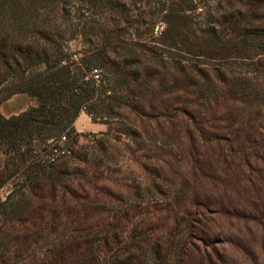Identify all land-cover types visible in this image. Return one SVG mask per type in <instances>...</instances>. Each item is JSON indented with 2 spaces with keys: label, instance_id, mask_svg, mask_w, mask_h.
<instances>
[{
  "label": "trees",
  "instance_id": "16d2710c",
  "mask_svg": "<svg viewBox=\"0 0 264 264\" xmlns=\"http://www.w3.org/2000/svg\"><path fill=\"white\" fill-rule=\"evenodd\" d=\"M57 1L0 0V107L18 95L33 102L17 115L6 117L0 112L4 157L0 191L22 174V186L29 193L14 189L0 198V264H234V254L245 257L248 264H264V145L253 140L264 127L256 128L264 120L255 106L261 95L236 84L233 76H216L226 87L224 96L215 95L216 88L206 76V87L186 80L196 89L194 117L199 114V118L194 123L199 143L215 146L218 154L215 160L208 154L195 157L192 173L180 184L174 200L134 206L117 197L111 210L85 204L84 185L75 183L66 164L41 165L32 160L35 142L66 135L76 145L83 134L75 123L84 107L95 123L113 118L115 109L127 102L120 94L131 91L138 81L132 62L112 61L105 50L84 63L89 71L106 69L113 91L99 93L102 78L96 84L73 75L61 37L40 20L41 10ZM88 1L92 5L106 1L112 9L119 6L113 0ZM135 2L141 6L139 14L132 20L123 18L125 32L134 31L131 37L141 38L144 25L151 35L161 22L166 26L162 43L170 49L229 64L264 57V0H222L208 7L199 0ZM153 5L161 18L152 12ZM203 6L207 22L198 29L194 15L201 10L203 16ZM112 25L106 40L122 32L120 19ZM139 45L145 47L133 43V49ZM159 64L164 67L162 60ZM174 70L183 71L179 66ZM209 88L214 89L209 92ZM178 101L184 103L182 98ZM259 103L264 105L262 100ZM127 104L137 115L148 117ZM246 116L249 125L242 123ZM246 131L245 144L232 141L231 136ZM141 207L145 212H140ZM143 214L147 216L135 222L136 215ZM220 222L228 232L219 229Z\"/></svg>",
  "mask_w": 264,
  "mask_h": 264
},
{
  "label": "rangeland",
  "instance_id": "374dc122",
  "mask_svg": "<svg viewBox=\"0 0 264 264\" xmlns=\"http://www.w3.org/2000/svg\"><path fill=\"white\" fill-rule=\"evenodd\" d=\"M199 1L207 7L222 2ZM113 4L120 7L112 9L106 1L100 5H92L88 0H59L55 3L49 2L40 14V20L45 21L46 26H50L53 32L58 34L56 37H61L60 44L63 45L67 56H79L78 61L68 60L73 75L84 76L88 73L84 60L98 50H105L108 58L112 61L115 59L117 63L128 59L134 64L131 71L138 75V81L131 87V91L126 90L119 94L123 96L124 102L138 107L148 114V117L137 115L126 102L123 107L115 109L116 115L113 118L94 122L97 124L95 131H83V136L73 145L72 156L55 164H66L69 172L75 174V183L81 182L84 185L83 195L87 196L82 202L103 205L109 210L118 204L117 197H122L128 205L134 206L174 200L180 184L191 175L196 156L208 154L213 160L217 158L218 151L215 146L199 143L194 123L195 118H199V114L194 117L196 89L188 87L189 81L186 80H193L199 86L206 87L207 83L203 77L206 76L216 88L207 90L224 96L226 87L216 76H233L236 84L243 83L251 87L261 95L260 100L264 102V57L236 60L229 64L219 58L212 59L170 49L162 43L161 32L166 26L161 22L157 23L151 35L148 33L150 27L144 25L139 30L143 34L141 38L131 37L134 31L125 32L123 18L134 19L141 6L139 7L135 0H113ZM156 8L158 9V6L153 5L151 10L161 18ZM205 10L203 6V16L200 15L201 10L194 15V23L198 29L204 28L207 22L204 18ZM116 18L121 20L122 32L118 33L120 36L115 34L106 40V34L112 29V22ZM149 20L150 18L147 19ZM133 43H143L145 47L139 45L133 49ZM159 60H162L164 67L159 64ZM176 66L182 68V73L174 70ZM98 69L103 81L97 90L99 93L112 90L109 84L111 75L104 68ZM180 98L184 103L178 101ZM260 100L254 105L261 111V116H264V105L260 106ZM32 105L33 102L27 96L18 95L4 103L0 112L10 117ZM236 108L238 110L241 106ZM242 119L244 125H249L248 116ZM261 124H264V120L259 121L256 128ZM247 132L234 134L231 136L232 141L235 139L238 142L236 144H245ZM254 136L256 137L253 140L259 142L258 145H264L263 126ZM3 159L0 154V165L3 164ZM21 177L22 174L14 177L0 191V198L5 199L14 189L27 196L29 193L24 190ZM140 209V212H145L143 207ZM136 216L135 222L139 223L147 215ZM219 225L222 232H228L229 228L225 223L220 222ZM232 261L234 264L249 263L239 254L232 255Z\"/></svg>",
  "mask_w": 264,
  "mask_h": 264
},
{
  "label": "built area",
  "instance_id": "2783aa9c",
  "mask_svg": "<svg viewBox=\"0 0 264 264\" xmlns=\"http://www.w3.org/2000/svg\"><path fill=\"white\" fill-rule=\"evenodd\" d=\"M78 57L77 54H73L71 56V61H78ZM101 78V71L99 69H93L83 76L82 81H93L99 84ZM85 109L84 107L83 111H85ZM73 151V146L69 142L68 137L63 135L50 138L44 142H35L32 151V160L41 165H53L63 158L72 156Z\"/></svg>",
  "mask_w": 264,
  "mask_h": 264
},
{
  "label": "crops",
  "instance_id": "0c3cea01",
  "mask_svg": "<svg viewBox=\"0 0 264 264\" xmlns=\"http://www.w3.org/2000/svg\"><path fill=\"white\" fill-rule=\"evenodd\" d=\"M96 125L91 117L85 111H82L75 123V128L77 132L83 133V131H95Z\"/></svg>",
  "mask_w": 264,
  "mask_h": 264
}]
</instances>
